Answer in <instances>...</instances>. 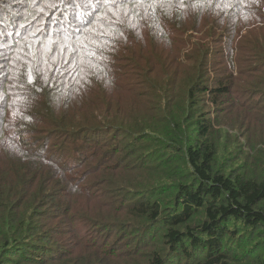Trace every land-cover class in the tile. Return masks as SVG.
I'll list each match as a JSON object with an SVG mask.
<instances>
[{
    "label": "trees",
    "instance_id": "1",
    "mask_svg": "<svg viewBox=\"0 0 264 264\" xmlns=\"http://www.w3.org/2000/svg\"><path fill=\"white\" fill-rule=\"evenodd\" d=\"M251 2L0 0V141L29 136L0 171V264H264V0ZM200 12L204 42L170 47ZM146 35L170 38L154 48L177 66L142 81L153 115L113 135V63L136 68ZM215 39L235 58L210 78Z\"/></svg>",
    "mask_w": 264,
    "mask_h": 264
},
{
    "label": "rangeland",
    "instance_id": "2",
    "mask_svg": "<svg viewBox=\"0 0 264 264\" xmlns=\"http://www.w3.org/2000/svg\"><path fill=\"white\" fill-rule=\"evenodd\" d=\"M255 0H252L251 2V7L252 9H257L258 6L254 3ZM163 1H161L160 3H162ZM224 6V2H220L219 4V9H221ZM222 13V11L220 12V14ZM200 19L197 21V24L195 22V24H186L183 23V27L180 29L179 27V35H177L176 38L173 39V44H171L170 47L173 48H179L181 50L184 49H188L191 45H196V44H200L201 41L204 42L203 36L201 35V32L204 33H208L209 27L205 26V19L207 18V16H205V14L200 12ZM199 16V15H197ZM196 18V17H195ZM194 18V19H195ZM191 19V17H189V20ZM217 19V17H216ZM224 19V18H222ZM187 22V21H186ZM189 23V22H188ZM216 24L213 23L214 27H216V29L221 25V23H219L218 19L215 21ZM194 25V27H193ZM182 31H185L184 33ZM217 32V31H216ZM219 33V32H217ZM227 33V32H224ZM174 34V33H173ZM218 36V35H217ZM219 38L221 39V37L219 36ZM208 39V38H207ZM155 37L151 38L150 35H146L145 40H141V43H138L139 45H142L144 47V49L142 50V48H140L141 50V56L140 58L137 59V67L136 68H132L133 65H129L131 63L130 58L123 59L120 60L118 63L121 66H126V69H121L118 72H116V64L115 62L114 64V78L117 79V84L122 88L121 90H115V89H111L110 91L112 92V95L108 98L109 102H115L118 103L119 106L121 107V110H117L116 107L112 106V107H108V113L113 114L115 111H117L115 120L113 122V127L114 129H118L116 127H118L119 123L121 121H123V123H129L130 121H132V123L134 122V120H140V119H146V117L153 115V112L149 110V106L152 103V94L148 91V89L150 88L149 85L144 86L142 84V81L145 80V78H150L152 80H156L159 81L161 83H163V78H168L169 75L166 74V68L169 65H173L171 64V59H168L166 55H163V52L161 49H159V56L156 55V48H154V46H160L163 47V45H168L171 42L170 38H163V36L160 39H156ZM209 40V39H208ZM206 41V40H205ZM219 40L215 39L210 43V56L208 59V65L210 67L211 70H213L212 74L210 75V78L214 75V72L217 70V68H219L221 66V64H223V61H228L231 62V58H235V51H229L227 45H225L224 43H219ZM154 42V43H153ZM254 40L252 41L253 44ZM158 44V45H156ZM17 47V44L14 45V48ZM13 48V47H12ZM6 47H0V54L5 53L6 51ZM11 49V48H10ZM9 49V50H10ZM8 50V51H9ZM230 52V57H225L226 53ZM121 53V52H120ZM196 57H193L188 63H187V58L186 60H183L182 57H180V60L182 61L181 65H180V71L177 70L178 72V77L182 78L183 76L187 75L188 69L190 67H192L193 65H195L196 63ZM16 64V62H9L7 64V66L11 65V68ZM49 65V64H47ZM174 66V70H175V66L177 65H173ZM237 66V65H236ZM2 65L0 64V69H1ZM11 68H9L11 70ZM103 73H108V71L106 69H104ZM130 75H137V87H132V86H128L126 84V78H128ZM125 80V81H124ZM104 90H106V88L104 87ZM9 91V90H8ZM111 99V100H110ZM38 103V101H37ZM85 103L89 104V98H87L85 100ZM207 102H200V107L203 108V110H208L210 105L206 104ZM85 104L81 105L82 108H84ZM0 109H1V113H0V117L1 115H5V110L4 108L1 106L0 104ZM87 108H85L84 110H86ZM90 109V108H89ZM88 110V109H87ZM135 110V111H133ZM4 111V113H3ZM70 111V110H69ZM68 112V111H67ZM104 112L102 111V114ZM101 114V115H102ZM100 116V115H99ZM98 116V119L100 120L101 118ZM130 118L129 121H127ZM136 118V119H134ZM133 119V120H132ZM152 119V118H150ZM7 120H5L4 122H6ZM37 121H35L36 123ZM37 124H39L37 122ZM152 127H155L154 124L152 125ZM6 129H10V132H12L11 130L14 129V125L9 123V121L7 122L6 125ZM122 130L118 129L117 131L113 132V135H118ZM24 139H18L19 141L16 142L15 139L12 138L11 135L5 134L4 139L2 141H0V171L3 170L4 168H8L18 157V147L17 144L21 143L22 145L27 146L28 142L27 140H29V136L27 135H22ZM109 136L112 137V134H109ZM116 137V136H115ZM108 138V135L103 136L101 139L103 141H105V139ZM117 138V137H116ZM26 139V141H25ZM123 139L122 136H120L121 140ZM107 201L109 198H105ZM110 201V200H109ZM97 204V201L94 203ZM83 208H86L85 205L83 206ZM97 208V207H96ZM89 210V212L87 213L88 216H92L93 215V211H90L93 209V206H91L90 208H87ZM85 209V210H87ZM99 209V208H97ZM112 240H116V237L110 239V241ZM130 249L129 246H124L123 248H127ZM134 247V246H133ZM132 247V248H133ZM131 248V249H132Z\"/></svg>",
    "mask_w": 264,
    "mask_h": 264
}]
</instances>
